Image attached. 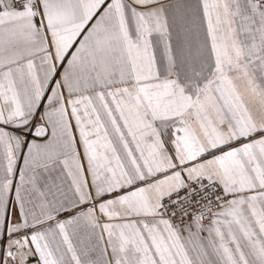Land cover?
<instances>
[{
	"label": "snow or ice",
	"instance_id": "obj_1",
	"mask_svg": "<svg viewBox=\"0 0 264 264\" xmlns=\"http://www.w3.org/2000/svg\"><path fill=\"white\" fill-rule=\"evenodd\" d=\"M0 264H264V0H0Z\"/></svg>",
	"mask_w": 264,
	"mask_h": 264
}]
</instances>
